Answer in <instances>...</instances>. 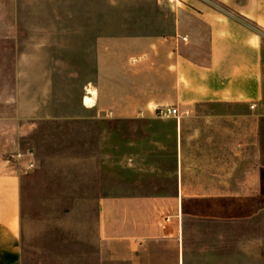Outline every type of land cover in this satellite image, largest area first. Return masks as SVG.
Returning a JSON list of instances; mask_svg holds the SVG:
<instances>
[{
	"label": "rangeland",
	"instance_id": "obj_1",
	"mask_svg": "<svg viewBox=\"0 0 264 264\" xmlns=\"http://www.w3.org/2000/svg\"><path fill=\"white\" fill-rule=\"evenodd\" d=\"M170 12L162 0H0V170L11 169L22 181L20 264H97V199L175 195L172 135L162 131L173 123L109 116L113 86L124 112L155 100H131L152 80L143 70L134 72L132 61L127 65V51L148 41L102 42L98 75L94 44L71 37L77 21L90 20L102 38L157 36L170 30L164 23L171 24ZM185 13L198 44L187 56L197 58L207 45L206 29ZM156 82L169 89L171 79L160 73ZM96 83L100 113L80 105L84 89ZM194 108L201 114L242 110L212 104L188 109ZM183 169L188 186L202 177L196 165ZM222 229L228 252H241L225 264H264V210L246 226Z\"/></svg>",
	"mask_w": 264,
	"mask_h": 264
},
{
	"label": "crops",
	"instance_id": "obj_2",
	"mask_svg": "<svg viewBox=\"0 0 264 264\" xmlns=\"http://www.w3.org/2000/svg\"><path fill=\"white\" fill-rule=\"evenodd\" d=\"M162 1L171 5V24L164 22L171 28L163 34L107 39L90 20L77 21L71 35L94 44L98 75L103 73L102 42L148 41L127 51V65L132 61L134 72L143 70L152 80L139 99L131 100H155L124 112L113 86L109 116L158 120L155 108L167 103L179 114L177 119H160L173 123L162 131L172 135L175 195L97 199V264H225L241 252H228L222 228L246 226L264 210V112L259 111L264 101V0ZM86 7L94 10L93 4ZM184 12L206 29L207 45L197 58L187 56L198 44ZM160 73L170 77L169 89L156 82ZM82 93L81 108L99 112V84ZM86 98L92 105L84 104ZM198 104L242 110L201 114L188 109ZM195 165L202 177L188 186L183 167ZM21 182L11 169L0 170V264L21 262ZM87 248L91 261L92 248Z\"/></svg>",
	"mask_w": 264,
	"mask_h": 264
},
{
	"label": "built area",
	"instance_id": "obj_3",
	"mask_svg": "<svg viewBox=\"0 0 264 264\" xmlns=\"http://www.w3.org/2000/svg\"><path fill=\"white\" fill-rule=\"evenodd\" d=\"M154 113H155V118L158 120L159 119H177L179 117L177 109L169 108L166 106H159L155 108ZM34 167L35 166L33 163H30L27 166V168L30 170L34 169Z\"/></svg>",
	"mask_w": 264,
	"mask_h": 264
},
{
	"label": "bare ground",
	"instance_id": "obj_4",
	"mask_svg": "<svg viewBox=\"0 0 264 264\" xmlns=\"http://www.w3.org/2000/svg\"><path fill=\"white\" fill-rule=\"evenodd\" d=\"M89 99H90V98H86L85 101H84V104L87 105V106L92 105V102H90Z\"/></svg>",
	"mask_w": 264,
	"mask_h": 264
}]
</instances>
